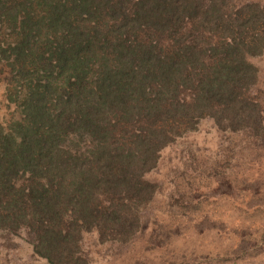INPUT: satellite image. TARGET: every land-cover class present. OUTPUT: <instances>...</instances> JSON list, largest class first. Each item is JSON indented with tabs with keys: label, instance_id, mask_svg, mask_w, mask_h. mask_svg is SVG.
Listing matches in <instances>:
<instances>
[{
	"label": "trees",
	"instance_id": "trees-1",
	"mask_svg": "<svg viewBox=\"0 0 264 264\" xmlns=\"http://www.w3.org/2000/svg\"><path fill=\"white\" fill-rule=\"evenodd\" d=\"M263 54L264 0H0V236L90 264L85 233L143 234L144 174L201 119L264 146Z\"/></svg>",
	"mask_w": 264,
	"mask_h": 264
},
{
	"label": "rangeland",
	"instance_id": "rangeland-1",
	"mask_svg": "<svg viewBox=\"0 0 264 264\" xmlns=\"http://www.w3.org/2000/svg\"><path fill=\"white\" fill-rule=\"evenodd\" d=\"M251 62L264 87V54ZM3 87L0 77V120L14 111ZM251 139L204 118L165 146L143 176L155 186L143 234L117 246L85 233L90 264H264V146ZM0 264L48 263L23 237L0 236Z\"/></svg>",
	"mask_w": 264,
	"mask_h": 264
}]
</instances>
